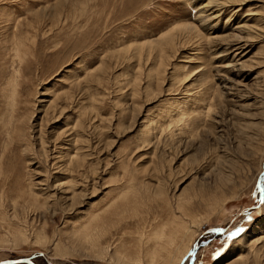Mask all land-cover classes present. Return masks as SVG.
Returning <instances> with one entry per match:
<instances>
[{"label":"rangeland","instance_id":"obj_1","mask_svg":"<svg viewBox=\"0 0 264 264\" xmlns=\"http://www.w3.org/2000/svg\"><path fill=\"white\" fill-rule=\"evenodd\" d=\"M210 1L0 0V260L264 264V0Z\"/></svg>","mask_w":264,"mask_h":264},{"label":"bare ground","instance_id":"obj_2","mask_svg":"<svg viewBox=\"0 0 264 264\" xmlns=\"http://www.w3.org/2000/svg\"><path fill=\"white\" fill-rule=\"evenodd\" d=\"M231 1H236V2H239V3H244V2H246V1H244V0H231ZM211 5H213V6H215V5H218V11L219 12H221L227 5H230V3L229 2H221L220 4L219 3H217V0L216 1H210L209 2ZM214 3H216L215 5H214ZM232 5V4H231ZM236 36V35H235ZM231 37V36H230ZM232 38H233V35H232ZM243 47H239L238 49H237V55H240V54H242V52L240 51L241 49H242ZM244 53V52H243ZM243 56H245V55H243ZM242 58V57H241ZM238 65V64H237ZM235 66V65H234ZM226 68V67H225ZM188 250H189V248H187V250L185 251V253H184V255L188 252ZM184 255H182L179 259H178V262H177V264H180V262H181V259H182V257L184 256Z\"/></svg>","mask_w":264,"mask_h":264},{"label":"water","instance_id":"obj_3","mask_svg":"<svg viewBox=\"0 0 264 264\" xmlns=\"http://www.w3.org/2000/svg\"><path fill=\"white\" fill-rule=\"evenodd\" d=\"M32 257L33 256H25L16 259H4V260H0V264H15V263L36 264L35 262H33ZM47 264H53V263L48 262Z\"/></svg>","mask_w":264,"mask_h":264}]
</instances>
